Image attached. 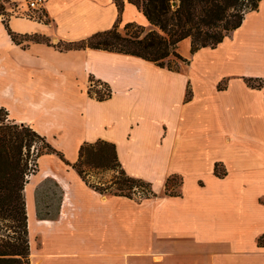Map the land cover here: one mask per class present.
Instances as JSON below:
<instances>
[{
    "label": "crops",
    "instance_id": "crops-1",
    "mask_svg": "<svg viewBox=\"0 0 264 264\" xmlns=\"http://www.w3.org/2000/svg\"><path fill=\"white\" fill-rule=\"evenodd\" d=\"M43 1L38 12L15 1L18 12L0 17V108L65 159L38 157L36 181L49 175L60 187L55 217L39 214L36 181L24 186L30 263L264 264V85L245 81L264 82V0L215 47L191 53L190 39L181 40L185 60L171 69L56 46L115 24L151 27L136 0ZM98 84L108 97L97 99ZM99 140L114 144L125 173L154 195L86 184L67 162ZM175 178L178 192L164 194Z\"/></svg>",
    "mask_w": 264,
    "mask_h": 264
},
{
    "label": "trees",
    "instance_id": "trees-1",
    "mask_svg": "<svg viewBox=\"0 0 264 264\" xmlns=\"http://www.w3.org/2000/svg\"><path fill=\"white\" fill-rule=\"evenodd\" d=\"M173 1L175 4L173 5ZM261 0H136L145 17L154 28L145 31L136 23H127L119 30L118 24L70 42H60L61 50L97 48L130 54L171 69L170 57L185 60L177 52L178 43L189 38L190 52L201 47H215L232 30L239 27L245 13L256 10ZM7 2L0 0V16L8 15ZM4 22V21H3ZM5 27L13 40V32ZM34 41L44 40L34 36ZM45 41V40H44ZM248 85L261 87L259 78H245ZM225 86V81L219 88ZM97 99L106 97L98 95ZM189 93L187 92V98ZM0 108V264H31L28 221L24 189L27 175L37 158L43 153H54L65 161L63 153L52 147L43 136L26 123L5 120ZM37 143L40 144L37 147ZM33 147V151L31 150ZM33 162V164H32ZM79 176L93 189L101 193H113L138 198L154 195L151 185L140 178L129 176L122 169L115 145L106 141L84 143L78 158L69 163ZM85 166L114 172L115 190L103 181L88 177ZM215 172L222 175L219 164ZM168 181V180H167ZM167 188V187H166ZM172 194L166 189L164 194ZM264 236L259 238L263 243Z\"/></svg>",
    "mask_w": 264,
    "mask_h": 264
},
{
    "label": "rangeland",
    "instance_id": "rangeland-1",
    "mask_svg": "<svg viewBox=\"0 0 264 264\" xmlns=\"http://www.w3.org/2000/svg\"><path fill=\"white\" fill-rule=\"evenodd\" d=\"M23 2V1H22ZM17 2L9 0L7 2V7L9 9L10 14H15V12H18V8L15 7ZM1 17V16H0ZM3 17V16H2ZM145 31H147L149 28H154L153 26H144ZM122 26L119 27V30H122ZM185 41H182L179 45H177L178 49L181 50L183 53L186 52V47H185ZM168 62L171 66L175 67L177 66L178 68L180 67L181 60H177L174 57H170ZM264 85V82H262ZM94 95L98 96H104L108 97L110 95V89L107 87L105 84H98L97 87L93 90ZM3 117L6 119V112L2 110ZM9 121V120H8ZM37 147L40 146L39 143L36 145ZM33 151V147L31 149ZM69 155V154H68ZM39 159L34 162H32V168L34 170H31L28 175H27V181L28 182H34L36 181V175L39 171ZM85 170L88 173V177L90 180H100L103 181L105 184L111 185V191L115 190V184H113L114 181V172L110 170H103V169H97L95 167L91 166H85ZM40 176V175H39ZM34 178V179H33ZM178 187H179V179L175 178L174 179V187L171 189H167L168 192L172 193H177L178 192ZM133 191L136 193L134 195L135 198H138L139 195L137 194V189H133ZM33 192L35 194V199L37 203V208L38 212L41 216L43 217H55L57 214V209H58V199H59V194H60V187L56 181V179L53 176H46L39 178L35 185Z\"/></svg>",
    "mask_w": 264,
    "mask_h": 264
},
{
    "label": "built area",
    "instance_id": "built-area-1",
    "mask_svg": "<svg viewBox=\"0 0 264 264\" xmlns=\"http://www.w3.org/2000/svg\"><path fill=\"white\" fill-rule=\"evenodd\" d=\"M12 1H18V0H12ZM24 2L28 6V8L33 12L41 11L44 3L43 0H24Z\"/></svg>",
    "mask_w": 264,
    "mask_h": 264
},
{
    "label": "water",
    "instance_id": "water-1",
    "mask_svg": "<svg viewBox=\"0 0 264 264\" xmlns=\"http://www.w3.org/2000/svg\"><path fill=\"white\" fill-rule=\"evenodd\" d=\"M173 5L175 4V2L173 1V3H172Z\"/></svg>",
    "mask_w": 264,
    "mask_h": 264
}]
</instances>
